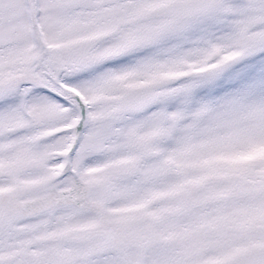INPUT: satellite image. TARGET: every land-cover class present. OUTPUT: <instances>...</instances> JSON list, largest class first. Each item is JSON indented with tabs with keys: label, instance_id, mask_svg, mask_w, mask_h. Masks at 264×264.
I'll use <instances>...</instances> for the list:
<instances>
[{
	"label": "snow or ice",
	"instance_id": "1",
	"mask_svg": "<svg viewBox=\"0 0 264 264\" xmlns=\"http://www.w3.org/2000/svg\"><path fill=\"white\" fill-rule=\"evenodd\" d=\"M0 264H264V0H0Z\"/></svg>",
	"mask_w": 264,
	"mask_h": 264
}]
</instances>
